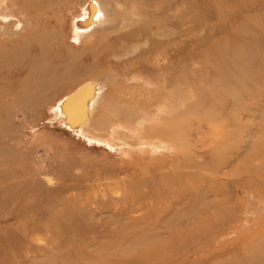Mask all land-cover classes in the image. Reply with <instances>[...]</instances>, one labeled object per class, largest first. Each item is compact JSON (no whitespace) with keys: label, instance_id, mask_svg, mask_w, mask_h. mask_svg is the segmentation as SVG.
Instances as JSON below:
<instances>
[{"label":"rangeland","instance_id":"obj_1","mask_svg":"<svg viewBox=\"0 0 264 264\" xmlns=\"http://www.w3.org/2000/svg\"><path fill=\"white\" fill-rule=\"evenodd\" d=\"M86 1L0 30V264H264V0H98L79 43ZM84 82L88 128L57 113Z\"/></svg>","mask_w":264,"mask_h":264},{"label":"bare ground","instance_id":"obj_2","mask_svg":"<svg viewBox=\"0 0 264 264\" xmlns=\"http://www.w3.org/2000/svg\"><path fill=\"white\" fill-rule=\"evenodd\" d=\"M102 1V0H101ZM103 2V1H102ZM115 2V1H114ZM120 2H123V1H120ZM164 2V1H163ZM162 2V3H163ZM166 2V1H165ZM174 2V1H173ZM117 2H115L116 4ZM180 3V2H179ZM106 4V3H105ZM165 4V3H164ZM172 4V2H171ZM107 5V4H106ZM114 5V4H113ZM156 5V4H154ZM104 6V5H103ZM102 6V3H100L98 0H91V1H86L83 5H82V10L81 11V14L78 15L74 21V25H73V31L75 33V38L77 40H79V43H82V38L84 40H88L90 41L91 38H92V34L93 32L101 29L102 27H106L107 24V21L105 19V14H104V7ZM116 6V5H114ZM162 6V5H161ZM135 7V6H134ZM154 7V6H153ZM156 8V7H155ZM158 8V7H157ZM170 8V7H169ZM140 10V8H139ZM26 11V5H21L20 4V0H0V15L2 16V19L4 20V22L6 23V26H3L1 27L0 30L3 31V33L7 36H9L8 40L10 42H13L14 41V38H11L10 36H14L12 35L9 31H8V28L9 26L14 23L15 25H17V22H21V15ZM159 11V10H158ZM137 12V11H136ZM156 12V11H155ZM128 14L130 16H128ZM143 14V13H142ZM147 14V13H146ZM149 14V13H148ZM135 15V13H134ZM145 15V14H144ZM160 15V14H159ZM110 23L112 22V29H115L118 27V25L128 21L129 19H134L132 18L133 17V14L132 12L129 13V12H118L116 9L115 11H112L110 13ZM136 16V15H135ZM141 16L138 14V17ZM143 16V15H142ZM148 16V15H146ZM145 16V17H146ZM158 16V15H157ZM11 17H15L17 18V22L16 21H13L14 18H11ZM149 17V16H148ZM154 17V16H153ZM156 17V15H155ZM168 17V16H167ZM140 18V17H139ZM162 18V17H161ZM142 20V18H140ZM153 19V18H151ZM145 20V19H144ZM148 21V19H146ZM146 20H145V23H146ZM150 20V19H149ZM134 21H136V19H134ZM31 22V21H30ZM133 22V21H132ZM138 21H136L137 23ZM140 22V21H139ZM144 22V21H143ZM141 23H139L138 26H141L140 25ZM143 24V23H142ZM152 24V23H151ZM135 25V24H134ZM158 25V24H157ZM131 26V25H129ZM46 27V26H45ZM44 27V29H45ZM107 28V27H106ZM104 28V29H106ZM132 28V26H131ZM164 28V27H163ZM118 29V28H117ZM108 30V29H107ZM106 30V31H107ZM101 31V30H100ZM103 32V31H102ZM161 32V31H160ZM110 34V33H109ZM40 35V34H39ZM105 36V35H104ZM162 36H164L162 34ZM166 36V35H165ZM4 37V36H3ZM133 37V34L132 33H128L126 35L123 36V39L125 38H131ZM95 38V37H94ZM7 40V41H8ZM103 40V39H102ZM88 43V42H87ZM94 44V43H93ZM91 44V49L92 48V45ZM49 45V44H48ZM95 45V44H94ZM133 45V44H132ZM136 45V43H135ZM34 47V46H33ZM49 47V46H48ZM129 47V45H127V48ZM110 48V47H109ZM125 48V52H126V49ZM130 48V47H129ZM128 48V49H129ZM136 48V47H134ZM132 47V49H134ZM138 48V47H137ZM131 50V49H130ZM136 50V49H135ZM129 52V51H128ZM126 53V54H129V53ZM111 54H113L111 52ZM125 54V55H126ZM162 54V53H161ZM161 54H160V57H161ZM168 50H165V54H162V57L164 59V64H162L161 67H164L166 68V65L168 64ZM98 54H96L94 52L93 56H97ZM150 55V54H149ZM115 57V56H114ZM97 58V57H96ZM120 58V55L118 56V59ZM139 58V57H138ZM121 59H122V56H121ZM120 59V60H121ZM44 60V59H43ZM110 60V59H109ZM158 61V60H157ZM131 63V62H130ZM157 63V62H156ZM111 65V64H110ZM42 66V65H41ZM114 67V66H113ZM114 69V68H113ZM117 69V68H116ZM115 70V69H114ZM120 70V68H119ZM103 72V71H102ZM101 72V73H102ZM109 73L110 71H106V72H103V73ZM118 74V71H115V74ZM125 72V71H124ZM99 73V72H98ZM97 73V74H98ZM102 73V75H103ZM120 73V72H119ZM96 74V75H97ZM104 74V75H105ZM116 74V75H117ZM122 74V73H121ZM137 74V73H136ZM135 74V75H136ZM109 75H111L109 73ZM119 75V74H118ZM129 75V73H128ZM114 76V75H113ZM138 76V75H137ZM97 79V77H95ZM113 79V77H111ZM116 78V76H115ZM114 78V79H115ZM132 78V77H131ZM136 78V76H135ZM138 79V78H137ZM135 79V80H137ZM130 81V80H129ZM121 85V84H120ZM123 90V89H122ZM121 90V91H122ZM127 90V89H126ZM123 92V91H122ZM101 93V92H100ZM126 93V92H125ZM150 93V92H149ZM152 93V92H151ZM125 94L124 93H121L119 95L120 98H125L124 97ZM167 97H169L168 93H167ZM96 98V89H95V85L93 83H90V82H84L82 83L81 85H79L77 88H75L72 92L69 93V95L66 97V100L62 103V106L57 110V113H65V116L66 114L68 116H70L72 118V121L77 123L78 125H82V127H86L88 128L91 124V107L93 105V102H94V99ZM99 99V97H98ZM101 99V98H100ZM167 100V99H166ZM172 100V99H171ZM180 106V105H179ZM115 111L121 115L123 118L126 117V119H129L131 117V115H129V112L131 110V107L130 105L129 106H126V105H116L115 106ZM116 113V114H117ZM172 113V112H171ZM158 117V116H157ZM68 118V117H67ZM117 126V125H116ZM79 127V126H78ZM119 127V126H117ZM83 130V129H82ZM130 131V129H129ZM113 132V131H112ZM84 136V135H83ZM92 139V138H90ZM95 141V140H94ZM164 141V140H163ZM160 146V145H159ZM154 147V146H153ZM130 148V147H129ZM156 151V150H155ZM152 154V153H151ZM243 194L245 193V190L244 189H240ZM107 195V194H106ZM261 201V200H260ZM264 202V201H263ZM110 214V213H109ZM80 233H85V231L83 230H79V229H73L72 230V235L76 236V234H80ZM71 249V248H69ZM77 264H82L81 262H78Z\"/></svg>","mask_w":264,"mask_h":264}]
</instances>
